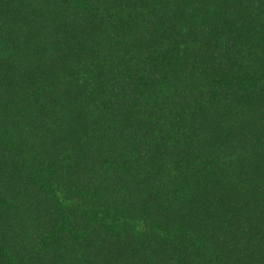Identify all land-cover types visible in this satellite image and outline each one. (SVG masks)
I'll return each mask as SVG.
<instances>
[{
	"label": "trees",
	"instance_id": "trees-1",
	"mask_svg": "<svg viewBox=\"0 0 264 264\" xmlns=\"http://www.w3.org/2000/svg\"><path fill=\"white\" fill-rule=\"evenodd\" d=\"M0 264H264V0H0Z\"/></svg>",
	"mask_w": 264,
	"mask_h": 264
}]
</instances>
